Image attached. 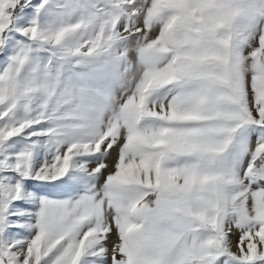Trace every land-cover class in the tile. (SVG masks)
Returning a JSON list of instances; mask_svg holds the SVG:
<instances>
[{"label": "snow or ice", "instance_id": "6c2138e0", "mask_svg": "<svg viewBox=\"0 0 264 264\" xmlns=\"http://www.w3.org/2000/svg\"><path fill=\"white\" fill-rule=\"evenodd\" d=\"M0 264H264V0H0Z\"/></svg>", "mask_w": 264, "mask_h": 264}, {"label": "rangeland", "instance_id": "374dc122", "mask_svg": "<svg viewBox=\"0 0 264 264\" xmlns=\"http://www.w3.org/2000/svg\"><path fill=\"white\" fill-rule=\"evenodd\" d=\"M108 162H109V164H111V163H112V161H111V160H109ZM233 237H234V240H235V235H234ZM112 239H115V237L113 236V237H112Z\"/></svg>", "mask_w": 264, "mask_h": 264}, {"label": "bare ground", "instance_id": "6f19581e", "mask_svg": "<svg viewBox=\"0 0 264 264\" xmlns=\"http://www.w3.org/2000/svg\"><path fill=\"white\" fill-rule=\"evenodd\" d=\"M233 240H234V237H233ZM233 250L235 251V245L233 246Z\"/></svg>", "mask_w": 264, "mask_h": 264}]
</instances>
